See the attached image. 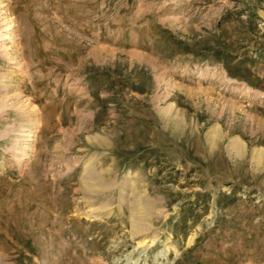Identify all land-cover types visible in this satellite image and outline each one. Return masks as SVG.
Returning <instances> with one entry per match:
<instances>
[{"label": "rangeland", "instance_id": "obj_1", "mask_svg": "<svg viewBox=\"0 0 264 264\" xmlns=\"http://www.w3.org/2000/svg\"><path fill=\"white\" fill-rule=\"evenodd\" d=\"M0 264H264V0H0Z\"/></svg>", "mask_w": 264, "mask_h": 264}, {"label": "bare ground", "instance_id": "obj_2", "mask_svg": "<svg viewBox=\"0 0 264 264\" xmlns=\"http://www.w3.org/2000/svg\"><path fill=\"white\" fill-rule=\"evenodd\" d=\"M232 147L240 149L241 144H240L239 140H235L232 144ZM146 201H147V198L143 195L139 196L136 200H134V202H137L138 205L144 204ZM148 210L149 209H147V207H146L145 211L143 212L145 215H143V216L141 214L138 215L139 212H136L132 215L134 218L132 224H133V227L136 229V231H135L136 233H141V232H144L147 230V227L144 225V221H146L147 220L146 218L149 216ZM147 214H148V216H147ZM149 219L150 218L148 217V220ZM148 238H149V236H145L143 238V240L138 245L140 246V245H143L145 243H151L153 245V243L155 242V236H151L150 240H148Z\"/></svg>", "mask_w": 264, "mask_h": 264}]
</instances>
